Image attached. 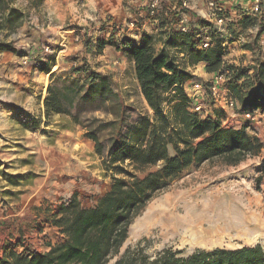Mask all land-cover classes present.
<instances>
[{"label":"rangeland","instance_id":"obj_1","mask_svg":"<svg viewBox=\"0 0 264 264\" xmlns=\"http://www.w3.org/2000/svg\"><path fill=\"white\" fill-rule=\"evenodd\" d=\"M57 1L60 3L63 0ZM48 3L49 0L35 6L30 0H12L11 6L25 13L24 21L15 31L0 30V42L8 43L16 50L14 54L0 53V210L18 212L20 235L13 247L20 254L42 252L46 245L62 242L58 230L50 225L59 207L73 193L82 207L93 206L97 198L107 191L112 180V173L105 170L103 160L110 149V138L116 132L117 126L110 125L114 116L103 112L86 113L80 115L79 122L75 124L67 116L53 115L46 121L43 99L50 82L49 75L39 72V65L47 64L51 73L62 77L68 76L71 67L83 64L109 76L124 107L125 123L121 128L124 133L127 124L142 116L151 118L152 112L139 92L132 64L111 47H106L101 54L96 53L95 42L107 39L110 33L115 32L116 37L118 34L127 35L131 39H136L132 36L135 34L139 42L143 35H150L154 39V47L159 49L161 46L158 38L161 23L152 24L142 12L136 10L138 7L133 11L122 3L125 14L130 16L125 15L121 21L107 13L89 20L87 17L90 16L78 2L73 6L75 11L68 12V19L60 25V33L54 34L52 27L54 23H60V14L64 12H61V8L55 10ZM258 17L264 24V13ZM70 18H73V22H69ZM131 21H136L134 27L128 25ZM238 21L233 19L228 23L234 27V32L228 35L227 42L236 41L232 48L236 53H226L225 65L248 69L264 63V29L257 35L256 27L248 24L243 28ZM146 22L156 28H143ZM67 30H74L75 33ZM71 36L72 40L69 38ZM85 41L89 43V49H93L90 53L85 49ZM244 46H249L250 52L242 53ZM57 57L60 60L57 61ZM199 73L197 71V75ZM248 73L252 74L251 71ZM222 88L228 89V79L220 85ZM221 97L224 96L221 94ZM170 109L171 106L165 108L169 119ZM113 111L117 112L116 107ZM254 113V119L244 126L250 137H259L263 145L261 154L246 158L237 166H227L215 159L185 169L133 221L119 254L108 264H115L127 252H139L150 260L164 250L178 253L181 258H187L196 251L237 250L253 246H260L264 252L261 242L244 244L233 241L222 248H190L163 240L157 231H141L145 214L166 198L179 201L180 208L190 201L197 204L230 202L241 204L252 213H264V177L261 172L264 116L260 111L255 110ZM241 120L246 121L243 114ZM22 121H37L38 127L36 130L25 129L20 125ZM87 131L95 133L103 144L102 157L95 153L94 144L85 137ZM168 154L175 155L172 147H169ZM157 169L151 168L148 172ZM138 176L143 177L144 174Z\"/></svg>","mask_w":264,"mask_h":264},{"label":"trees","instance_id":"obj_2","mask_svg":"<svg viewBox=\"0 0 264 264\" xmlns=\"http://www.w3.org/2000/svg\"><path fill=\"white\" fill-rule=\"evenodd\" d=\"M44 1L47 0H30L35 6ZM170 1L176 8L181 5V0ZM11 3L12 0H0V30L15 31L24 21L25 13ZM183 14L187 17L185 32L169 25L172 21L169 17L163 19L159 49L154 47L150 35H143L137 43L125 35L116 37L114 32L107 39L95 42L96 53L101 54L106 47H111L132 64L139 92L152 112L151 118L142 116L127 124L124 133L121 132L125 123L124 107L109 76L83 64L71 67L68 76L62 77L51 73L47 64L39 65V72L49 75L50 82L43 99L46 121L53 115L67 116L75 124L79 116L86 113L103 112L114 116L110 125L117 126L116 132L110 138V149L103 160L105 170L112 173V180L93 206L82 207L77 195L73 194L59 207L50 225L58 230L62 242L46 245L47 251L42 253L5 251L0 264H108L119 254L133 221L185 169L215 159L227 166H237L246 158L261 154L262 143L250 137L244 125L223 128L219 120L201 119L190 112L192 101L184 93L183 85L192 79L187 67L202 64L206 74L225 75L232 98L241 108L264 112V63L248 69L226 66L223 61L226 48L222 45L223 39H218L217 31L208 30L210 24L190 10L183 9ZM169 16L180 20L177 13ZM238 24L243 28L253 25L257 35L264 29L257 17L242 16ZM203 30L206 33H202ZM206 37L210 47L200 50L198 46ZM84 44L90 53L93 49H89L88 42ZM243 48L250 51L249 46ZM1 52L14 54L16 50L0 42ZM168 106H171V119L165 113ZM114 107L117 112L113 111ZM20 125L36 130L38 122L22 121ZM85 137L94 144L95 153L102 157L103 144L98 136L87 131ZM169 147L174 156H169ZM155 167L156 171L148 172ZM261 172L264 177V158ZM115 264H264V252L260 246H253L196 251L181 258L178 253L164 250L151 260L139 252H127Z\"/></svg>","mask_w":264,"mask_h":264},{"label":"bare ground","instance_id":"obj_3","mask_svg":"<svg viewBox=\"0 0 264 264\" xmlns=\"http://www.w3.org/2000/svg\"><path fill=\"white\" fill-rule=\"evenodd\" d=\"M264 212V211H263ZM141 231H157L165 241L203 249L227 247L233 241L264 246V213H252L241 204L160 200L144 216ZM262 246V245H261Z\"/></svg>","mask_w":264,"mask_h":264},{"label":"crops","instance_id":"obj_4","mask_svg":"<svg viewBox=\"0 0 264 264\" xmlns=\"http://www.w3.org/2000/svg\"><path fill=\"white\" fill-rule=\"evenodd\" d=\"M186 2L187 9L190 10V12L196 14L199 17H204L205 14V0H183ZM219 3L223 4L226 7L228 15L232 17L235 20H240V17L237 16L238 14L240 15L242 9L244 10H250L251 8V2L252 0H217ZM78 2H81V6L85 8V13L89 15L90 17H87L89 20L92 18L95 19L96 16L100 17L103 13L110 14L114 16L115 18H118L120 21L124 18L125 15L127 16L128 14H125L123 8H122V3L126 4L130 9L133 11L135 10V7L140 6V0H63L62 2H58L57 0H49L50 7H53L55 10H58L61 8V13L60 15V23H54L52 27V31L54 34L60 33L59 31L61 30V26L63 22H65L68 19V12L75 11L73 6L77 4ZM138 10V9H136ZM60 12V11H59ZM75 16V15H74ZM130 16V15H128ZM92 17V18H91ZM187 19V17H186ZM73 22V18H70L69 22ZM228 24L226 26V29L218 35V39L221 40L223 39V46L226 48V52H233L236 53L235 50H233V46L236 44L235 42H227L228 40V35H232V32H234V27L231 25L229 26V29H227ZM76 28V27H75ZM143 28H152L153 30L156 28L154 25H150L149 22H146L143 26ZM208 30H215V28H208ZM241 31V29H238ZM161 31V30H160ZM206 30H203L202 33ZM67 32L74 34V30H67ZM84 32V30H83ZM157 32V31H156ZM78 33V32H77ZM81 34V32H79ZM128 37L127 35H125ZM133 40H136L137 43L139 42V37L135 34L132 35ZM72 37H69L72 40ZM230 37V36H229ZM48 38H50L48 36ZM47 38V39H48ZM65 38V37H64ZM77 38V37H75ZM130 38V37H129ZM160 38V36L158 37ZM233 39V38H230ZM75 40V39H74ZM50 41V39H48ZM154 41V39H153ZM161 48V46H159ZM242 53L250 52L249 50L243 49L241 51ZM226 56V54H225ZM223 57V61L224 58ZM60 57H57V61L60 60ZM61 60L62 57H61ZM31 64V62L29 63ZM188 71L190 72L192 79L187 81L183 85V90L184 93L186 94L187 97H190L192 94V84L196 82H201L206 86V82L210 80V75L211 74H206L204 71V66L202 64H199L194 67H187ZM197 71L200 72L197 75ZM47 76V75H45ZM199 76V77H196ZM45 87V86H44ZM221 90V89H220ZM221 94L224 97H221L219 100L215 101L214 104L211 105V120H219L221 127L223 128H238L242 127L243 125H249V121H242L241 120V115L246 112L243 108H241L240 104L238 101L235 99L236 105L234 108H230L226 105L225 100L228 99L229 97L232 98V94L230 93L229 89L227 88H222ZM253 112L255 110H252ZM256 111H260L263 116L264 112L261 111L260 109H257ZM258 118V117H257ZM256 121V120H255ZM247 130V129H246ZM256 136V135H255ZM257 139H259L258 136H256ZM260 141V140H259ZM74 194V193H73ZM72 194V195H73ZM18 207V206H16ZM5 209L0 210V256L4 253V251L8 250H13L15 251V247H13V243L17 241V238L19 237V231H20V217L17 214L18 212L15 211H6L4 212ZM20 211V210H19ZM59 234V233H58ZM53 244V243H52ZM47 251V247H45V250L42 252ZM39 252V251H37ZM41 252V253H42Z\"/></svg>","mask_w":264,"mask_h":264},{"label":"built area","instance_id":"obj_5","mask_svg":"<svg viewBox=\"0 0 264 264\" xmlns=\"http://www.w3.org/2000/svg\"><path fill=\"white\" fill-rule=\"evenodd\" d=\"M139 12H142L148 21L152 24H160V20L169 17V25L173 27H178L182 32L186 31L184 25L186 21V16L183 14V9H187L186 2L181 0V5L176 8L171 6L167 0H140V6L137 8ZM205 14L202 17L206 22L210 24L212 28H215L218 34H221L228 23L232 22V17L228 15L226 7L219 3L217 0H205ZM243 14H238L237 16L242 18V16L257 17L264 13V0H252L250 10L241 11ZM177 13L180 16V20L175 16V18L169 15ZM163 21V20H162ZM136 21H131L128 23L130 27H134ZM210 47V40L206 37L198 48L200 50L208 49ZM226 77L222 73H213L210 75V80L206 82V86L201 82H196L192 84V94L189 97L192 101L189 111L196 113L199 117L203 119H208L211 117V105L215 101L221 98L220 85L224 83ZM226 105L230 108H234L236 102L233 98L229 97L226 100ZM253 111H246L243 113V119L246 121H252L254 119Z\"/></svg>","mask_w":264,"mask_h":264}]
</instances>
